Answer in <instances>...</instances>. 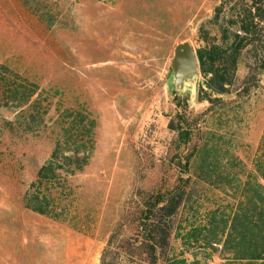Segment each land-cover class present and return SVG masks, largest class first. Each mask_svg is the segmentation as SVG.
<instances>
[{
	"label": "rangeland",
	"instance_id": "374dc122",
	"mask_svg": "<svg viewBox=\"0 0 264 264\" xmlns=\"http://www.w3.org/2000/svg\"><path fill=\"white\" fill-rule=\"evenodd\" d=\"M219 2L0 0V264H101L138 191L175 182L189 196L170 254L238 264L191 233L224 239L240 207L253 217L249 199L262 204L264 71L249 95H223L224 106L209 111L197 100L199 69L180 77L174 65L179 44L200 47L201 27L217 33L210 19ZM186 78L193 91L176 87ZM185 99L199 129L185 153L191 165L204 162L207 181L177 174L169 122ZM76 147L87 159L82 170L63 159ZM43 165L49 178L38 174ZM34 195L46 197L50 216L28 207ZM116 264L132 263L120 256Z\"/></svg>",
	"mask_w": 264,
	"mask_h": 264
},
{
	"label": "trees",
	"instance_id": "16d2710c",
	"mask_svg": "<svg viewBox=\"0 0 264 264\" xmlns=\"http://www.w3.org/2000/svg\"><path fill=\"white\" fill-rule=\"evenodd\" d=\"M210 23L217 27V33L212 35L201 27L198 40L202 44L196 49L199 71L204 77L202 84L205 85H200L197 100H207L209 111L217 103L224 106L223 95L233 93L238 101V98L246 97L260 86V75L264 71V0H220ZM242 70L244 73L240 75ZM187 111L185 99L182 111H177V122L173 119L169 122V128L176 133L178 140L176 154L180 165L177 174L180 181L184 179L182 174L190 175L184 180L186 182L191 177L207 181L204 162L191 165L190 153H185L190 150L189 144H193L199 130L192 126ZM74 152L63 159L68 165L71 160L82 170V161L86 163L87 159L79 155V147ZM181 157L186 161L182 162ZM52 172V168L43 165L38 174L46 179ZM260 172L264 176L261 169ZM184 186L179 187L175 182L162 191H138L135 202L130 208H125L108 237L101 264H116L120 256L132 264H198L197 261L188 262L170 254L174 218L189 196L187 185ZM32 198L28 207L50 216L46 197L34 195ZM249 200L255 207L253 217L240 207L231 218L224 239L207 240L203 229L196 228L191 233L194 242L204 240L215 250L222 245L221 251L231 255L229 258L238 264H264V199L260 197L261 205ZM114 243L116 248L112 251Z\"/></svg>",
	"mask_w": 264,
	"mask_h": 264
},
{
	"label": "water",
	"instance_id": "95a60500",
	"mask_svg": "<svg viewBox=\"0 0 264 264\" xmlns=\"http://www.w3.org/2000/svg\"><path fill=\"white\" fill-rule=\"evenodd\" d=\"M174 65L180 77L194 76L198 71L199 63L196 51L189 43H182L176 47Z\"/></svg>",
	"mask_w": 264,
	"mask_h": 264
},
{
	"label": "bare ground",
	"instance_id": "6f19581e",
	"mask_svg": "<svg viewBox=\"0 0 264 264\" xmlns=\"http://www.w3.org/2000/svg\"><path fill=\"white\" fill-rule=\"evenodd\" d=\"M176 87L193 91L195 88V82L193 80H189V78L184 79L183 81L176 82Z\"/></svg>",
	"mask_w": 264,
	"mask_h": 264
}]
</instances>
